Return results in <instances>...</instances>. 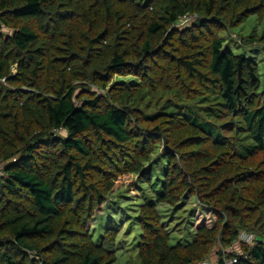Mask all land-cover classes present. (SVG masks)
Segmentation results:
<instances>
[{"label":"trees","instance_id":"1","mask_svg":"<svg viewBox=\"0 0 264 264\" xmlns=\"http://www.w3.org/2000/svg\"><path fill=\"white\" fill-rule=\"evenodd\" d=\"M251 15L264 0H0V264L114 263L121 229L94 220L157 155L156 201L215 222L173 244L141 203L136 264H264V71L221 35Z\"/></svg>","mask_w":264,"mask_h":264},{"label":"rangeland","instance_id":"2","mask_svg":"<svg viewBox=\"0 0 264 264\" xmlns=\"http://www.w3.org/2000/svg\"><path fill=\"white\" fill-rule=\"evenodd\" d=\"M145 3V0H136ZM188 20L179 22L177 25H183ZM190 21V20H189ZM264 33V18L259 19L257 15H251L246 21L236 27L225 29L221 32L224 38V48L230 49L235 54H244L247 57L255 60L260 70L264 71V56L259 43L254 42L253 35H261ZM157 162L154 165L155 179L154 183L139 182V185H134L133 179L126 180L130 187L129 190L122 189V199L113 200L114 196L108 198L109 204L104 206V210L96 215L94 220L93 238L96 241H101V235L109 228L121 229L118 234L115 244L117 260L112 264H136L138 255V242L140 239L141 229L134 223V215L139 212L141 203H156L171 235V243H189L195 237V230L200 224L213 225L215 216L213 212L203 204L197 201L195 196H189L186 202L180 207H173L167 203H158L156 201V193L153 185L157 184L159 188L163 172L166 167V157L156 156ZM3 164H0V171ZM1 175V174H0ZM132 186V187H131ZM137 186V187H135ZM137 188V192L136 189ZM137 194V195H135ZM117 196V195H116ZM117 198V197H116ZM113 200V201H111ZM232 249V248H231ZM233 249L240 253V246H235ZM222 247V251L226 252ZM214 250L212 258L217 260L218 253Z\"/></svg>","mask_w":264,"mask_h":264},{"label":"built area","instance_id":"3","mask_svg":"<svg viewBox=\"0 0 264 264\" xmlns=\"http://www.w3.org/2000/svg\"><path fill=\"white\" fill-rule=\"evenodd\" d=\"M240 239L247 242V243H254L256 239V234L251 232H245L243 231L240 235ZM239 260V253L234 252L232 256H229L228 254H224L223 260L221 263H219L216 260H210V259H204L201 261H197L190 264H235Z\"/></svg>","mask_w":264,"mask_h":264}]
</instances>
